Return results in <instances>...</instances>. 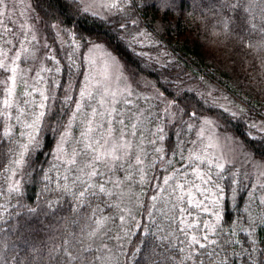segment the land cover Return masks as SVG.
Returning a JSON list of instances; mask_svg holds the SVG:
<instances>
[{
  "label": "snow or ice",
  "instance_id": "1",
  "mask_svg": "<svg viewBox=\"0 0 264 264\" xmlns=\"http://www.w3.org/2000/svg\"><path fill=\"white\" fill-rule=\"evenodd\" d=\"M65 2L75 10L74 15L101 20L114 37L61 27L64 22L58 16V23H51L48 16L38 18L42 27L54 34L53 43L62 45L53 53L48 42L40 43L36 25H29L28 20L16 24L7 15L8 3L0 0L5 9L0 11V17H6L0 19V124L4 129L0 135V159L13 157L4 169V178L8 193L19 194L21 181L13 178L31 176L27 171L33 167L31 155L39 154L41 136L50 132L55 150L50 168L41 170L45 191L69 202L71 211L78 216L83 212L81 223L86 227H81L79 234L64 232L52 238L51 246L44 243L39 248L27 233L22 234L23 239L17 236L33 249L31 252L27 247L17 250L5 234L0 239V264H96L101 259L97 253L111 252L104 236L116 241L130 235L138 238L139 232H133V228L146 229L153 237L167 232L162 238L167 243L148 249L145 264H264V239L256 237L257 227L264 226V148L257 155L234 136L223 137L250 165L251 171L243 172L236 170L235 157L230 161L203 155L213 140L221 138L215 129L221 128L224 114L233 121L243 118L248 143L264 145V116L258 123L250 111L238 106L230 109L217 104L215 98L209 102L204 93L187 96L195 90L184 89L168 78L167 69L173 62L148 57L154 70L165 78L160 82L167 84L162 91L156 84L142 80L139 73L128 69L109 51L114 38L143 60L145 53L137 52V46L152 47L144 41L154 40L155 36L162 39L171 19L185 15L188 0H106L98 5L87 0ZM16 7L13 3L12 9ZM95 7L102 11H90ZM191 10L200 13L206 33L222 35L225 41L249 50L264 51V0H191ZM97 50L105 52L109 62L105 67L111 69L103 79H97L92 71L97 62L92 53ZM60 51L66 58L63 67L56 58ZM47 61H52L50 67H45ZM65 67L67 80L60 83L57 77L62 76ZM34 70L35 83L44 82L45 89H36L30 83ZM42 73L48 74L46 80ZM60 88L63 99L53 92ZM217 108L219 112L214 111ZM166 129H178L175 142L166 139ZM209 129L213 131L205 143ZM5 141L7 152L3 150ZM21 168H25L23 173ZM53 169L55 176L51 175ZM242 176L248 178L247 186L252 189L243 208L236 195ZM133 186L141 192L129 206L124 189ZM145 191L151 195L140 202ZM148 200L153 209L160 201L168 209L163 213L168 221L166 229L160 228L151 210V223L137 220L140 209L149 208ZM229 201L236 208L235 219L228 213ZM45 202L52 207V201ZM20 206L29 217L48 214L40 205ZM0 208L4 205L0 204ZM253 208L258 210L255 214ZM117 220L119 225L113 235L110 224ZM238 232L243 233L242 241L234 238ZM173 235L175 244L171 242ZM157 248L163 250L157 254ZM119 249L125 257L123 264H129V259L141 264L136 257L143 249L136 246L135 240H129L127 251L123 244ZM105 259L111 264L113 258Z\"/></svg>",
  "mask_w": 264,
  "mask_h": 264
},
{
  "label": "trees",
  "instance_id": "2",
  "mask_svg": "<svg viewBox=\"0 0 264 264\" xmlns=\"http://www.w3.org/2000/svg\"><path fill=\"white\" fill-rule=\"evenodd\" d=\"M35 8V12L38 18L48 16L51 23H58L55 17H59L64 23L61 27H67L70 30H74L78 33H100L108 36H113L114 33L108 31V25L104 24L99 19H93L91 15L84 16L83 14L74 15V9H69L65 0H31ZM70 2V0H69ZM189 8L185 12L183 17L176 16L171 19L168 32L163 34V38L155 36L154 40H148L147 45L152 47H144V49H151L158 53L165 61H172L173 63L168 67V78L173 80L176 84H181L184 89H194L198 87L206 86L210 84L215 87L223 96L227 97L230 104L235 108H243L246 111H250V114L259 123L260 118L264 116V51L249 50L243 46H238L231 41H225L224 36H214L211 32H205L204 25L202 23V17L197 11L195 13L191 10V0H188ZM207 12V9H204ZM148 21L152 20V13L147 14ZM40 23V22H39ZM147 30V29H146ZM45 36L52 46L53 36L49 31L44 29ZM112 48L116 56L124 63L130 70H134L140 74L142 80H146L149 83L156 84L160 90H164L167 84L160 83L164 81V77L159 72L154 70L153 62L149 61L146 55L142 60L140 57L134 54L130 48H126L124 45L116 39L111 41ZM137 52H140L136 49ZM58 60L61 61L63 67L66 58L65 56H58ZM158 67V65H156ZM67 69L64 68L62 76H58V82L66 83ZM179 77V79H177ZM81 78V76L79 77ZM197 83L195 86L192 84ZM44 85L41 82L40 87ZM46 88V85H45ZM41 88V89H45ZM151 90V89H149ZM53 92L63 99V88L54 89ZM195 92L186 93L187 96H194ZM31 99V98H30ZM39 102V95L35 97ZM199 99V96H197ZM0 100H2L0 96ZM54 103V101H49ZM59 107V104H57ZM219 112V109H214ZM221 132H230L241 142L244 143L246 148H249L253 153L259 155L262 154V148L264 145L249 144L247 141V133L245 128V121L243 118L240 121H233L227 114L221 118L220 121ZM3 126L0 124V135L3 133ZM178 129H166V139L170 138L172 142L176 141L175 131ZM224 133V132H223ZM18 135V133H16ZM55 140L53 135L49 132L46 136H41V150L39 154H32L31 161L33 163L32 168H27L28 172H31V176L23 175L21 179V192L19 194H9L7 191L8 184L5 183L4 169L8 167L12 156L0 159V204L4 205V208H0V239H3L5 234L9 243L13 244L17 250L21 248H28V251H33L31 247L21 243V240L17 239L20 236L23 239V233H27L28 238L33 240L36 247H41L46 243L51 246L52 238L58 237L64 232L75 231L79 234L81 227H86V223H81V216L83 212L78 216L72 212L69 207V202H65L63 198H58L56 195L45 191V181L41 170L47 171L51 163L53 162V156L51 153L55 150ZM7 152V142L5 141V148ZM187 155V153H186ZM178 159V158H177ZM27 165V161H26ZM181 165L177 164V167ZM21 173L25 171V168H21ZM191 172V169H189ZM52 176L56 175L55 169L52 170ZM16 177L13 179L15 180ZM195 179L194 177H191ZM242 183L239 186V192L236 194L237 199L241 202V207L247 205L249 199V192L252 191L250 187L244 186L246 177H241ZM55 186V180L52 181V185ZM127 193L125 196V203L131 206V203L136 201L137 195L141 190L138 186H133L130 190L124 189ZM43 193V195H42ZM261 193H257L259 196ZM231 195V193H229ZM149 196L146 191L143 196L140 197V202ZM59 199V203H55ZM45 201H52V207H48ZM27 205L29 207H35L40 205L44 213L38 217L27 215L26 209L20 205ZM149 204V203H148ZM186 206V205H185ZM103 208V205H101ZM5 209L7 211H5ZM155 212L153 219H156L161 229H166L168 221L164 217L163 213L168 209L164 206L163 202H157L156 208L140 209V214L137 215V220L143 224L151 223L148 216V211ZM258 211L253 208V214ZM54 213V214H53ZM228 213L232 219L237 216L236 208L232 202L229 201ZM110 213L105 212L104 215ZM88 215H91L89 212ZM116 224H110L112 234L117 232ZM12 226H15L13 228ZM127 225L125 228L127 229ZM133 232H139V236H129L125 240L116 241L110 239L108 236H104L105 242L108 244V248L111 252L104 250L97 255L101 256V259L96 261V264H109V261L105 259L111 256V264H123L125 257L120 254L119 244L124 245V250L127 251L129 247V240H135L137 247H141L143 251L136 259L145 264V258L148 249L152 248L154 244L159 245L162 242V238L167 235V232H161L156 237L147 234L146 229L137 230L132 229ZM156 228L153 227V232ZM121 235L123 233H120ZM256 237L258 239H264V226L257 227ZM182 238V237H181ZM237 240L242 241L243 233H237ZM145 241L147 247H145ZM171 242L176 243L175 235L172 236ZM87 243V241H85ZM95 247V246H94ZM162 248H157V254L162 251ZM174 259H178L174 257ZM129 264H133V261L129 259Z\"/></svg>",
  "mask_w": 264,
  "mask_h": 264
},
{
  "label": "rangeland",
  "instance_id": "3",
  "mask_svg": "<svg viewBox=\"0 0 264 264\" xmlns=\"http://www.w3.org/2000/svg\"><path fill=\"white\" fill-rule=\"evenodd\" d=\"M6 2L9 5L8 9L6 10L7 11V15L11 17L12 21H14L16 24H19L22 20H28L29 25L35 24L36 27L39 29L38 37H39L40 43L48 42V40H47V38L45 36V33H44V28L39 23L37 14L35 12V8H34L33 3H32L31 0H6ZM104 2H106V0H87V3H89V4H97V5L100 4V3H104ZM13 3L17 4V7L14 10L12 9V4ZM26 5H28L29 7H25ZM0 11H5L3 5H0ZM90 11H102V10L99 9V7H95V8H91ZM0 19H6V17H0ZM9 26H11V25H9ZM0 32H3V25H0ZM2 43H3V41L0 40V44H2ZM144 43L147 45L149 43V41L145 40ZM53 45L55 47V49H53L52 46H51V51L53 53L58 52L61 49V47H62V45L59 44V43H53ZM136 49L139 50V51H143L147 58L148 57H152V58L159 57L160 59L165 61V59H163L158 53H156L154 50H152V48L151 49H144V48L141 49L139 46H137ZM109 51H112V50L109 49ZM113 55H115L114 52H113ZM58 56H64V53L62 51H60ZM92 56H93V59L97 61L93 65V69H92L93 74H94V76L97 79H103V77L106 74V72L111 71V69H108V68L105 67V64L109 63L105 59L106 54H105L104 51L97 50L94 53H92ZM51 65H52V61L45 62V67H50ZM21 67H26V65L21 64ZM35 71L36 70H34L30 74L31 75L30 83H32L33 87H35L36 89L45 88V84L40 87L41 83H38V84L35 83V80L37 79L36 75H35ZM42 75L45 77V80H46L48 74L47 73H42ZM83 78L84 77L81 76L80 79L83 80ZM196 84L197 83L192 84V86H195ZM195 89H196L195 91H197V93H204V98L207 99L209 102H212L213 99L215 98V102L217 104H224V105H227L230 109L235 110V107L230 104V101L228 99H224L225 96H223V94H221L215 87L211 86L210 84H207L206 86H203L202 88L198 87V88H195ZM149 91H151V90H149ZM209 93L211 95H209ZM1 98L3 99L2 96H1ZM212 131H213V129H209L208 130V132L206 134L205 143H208V137H211ZM215 131H217L220 134L221 138L218 141L217 140H213L212 146L207 148L205 153H203V155H205L208 158L217 157V158H224V159H227V160H230V161L233 160V158L235 157V164H236V170L237 171H241V172L246 171V170L247 171H251L250 165H247V164L244 163V158H243L242 155L239 154V150L237 149V150L234 151L232 142L230 140L229 141H225L223 139V137H225V136L232 137L234 135L232 133H230V132H225V131H223L224 132L223 133L219 129H215ZM193 138H195L194 134H193ZM235 139L237 141H240L236 137H235ZM22 177L23 176H21V175H17L15 180H19ZM239 179H241V177H239ZM245 180L246 181H244V186L248 187L247 185L249 184V180H248V178L245 179ZM197 183H199V181H197ZM125 189H127V188H125ZM148 194H149V196L151 195L150 192H148ZM148 203H149V206H150L151 201L148 200Z\"/></svg>",
  "mask_w": 264,
  "mask_h": 264
}]
</instances>
